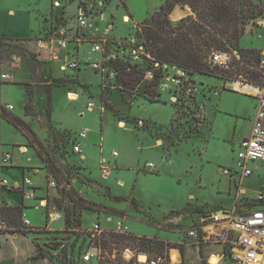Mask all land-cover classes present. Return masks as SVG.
I'll list each match as a JSON object with an SVG mask.
<instances>
[{"label": "rangeland", "instance_id": "obj_1", "mask_svg": "<svg viewBox=\"0 0 264 264\" xmlns=\"http://www.w3.org/2000/svg\"><path fill=\"white\" fill-rule=\"evenodd\" d=\"M128 1L133 15L127 6ZM253 1L257 3L256 0ZM56 2L59 5H55ZM163 3L164 0H0L2 8L26 14L20 26L26 27L28 33L32 28L36 31L38 29L36 12L46 11L40 17L41 26L37 37L25 40H33L31 44L35 47V54H30L37 62L34 65L38 67L33 81L40 85H50L51 99L49 101L43 98L41 87L44 86L27 83L30 93H26L23 112L26 123L34 132V136L27 132L29 145L35 149L36 154L39 151L42 154L45 152L43 157L50 162L47 164L46 178H52L57 190L49 191V198L54 199L56 208L64 214L65 219L62 229L57 228L58 224H47L30 233L41 257L54 259L59 264L61 259L57 250L60 248L54 250L57 245H62L61 249L64 251L84 245L83 235L76 232L78 228L65 226L66 217L73 213L78 216L80 225H88L96 214L103 221L106 219L105 215H111L114 225L124 220L129 229L128 234L179 244L166 239L167 236L172 237L174 234L180 239H187L185 234L192 229L190 227L208 225L211 222H207L204 217L209 214L217 216L218 212H228L232 207L233 195H228L229 177L223 173V169L229 168L234 158L228 142H239L248 133L250 121L239 119L237 115H228L227 110L242 115L250 113L249 98L233 93L241 88V85H236L237 82L255 86V80L237 74L188 75L178 87L169 88L156 84V97L151 99L147 89H144L142 79L134 90L128 91L124 88L120 74L114 80L106 72L113 68L109 61L125 57L126 50L134 42H138L140 23L153 14L156 6ZM79 7L87 13V26L77 36H72L71 32L69 37L73 40L78 37L86 57L95 61L98 55L87 51L89 42L99 41L102 46L103 68L106 69L104 72H93L88 68L80 73L71 69H68V73L60 72L58 65L64 55L56 49V44L53 43V52H48L46 45L40 47L38 44L39 40H49L54 27L59 24L64 23L73 30L76 8ZM123 18L130 21L124 23ZM244 28L240 42L248 48L243 49L263 50L264 48L257 47H264V22L257 17L250 20ZM13 40L15 38L4 35L0 37V45L17 47ZM227 50L233 55L232 63L240 60L236 51ZM15 52L20 54L23 50ZM239 65L244 63L240 62ZM242 67L247 69L248 64ZM230 70L234 71L235 68ZM5 72L10 73L8 70ZM75 75L77 78L71 79ZM68 93L78 94L79 99L70 102L74 100L68 98ZM88 93L96 103L95 114H98V119L79 122L77 116L84 111L82 106L90 100ZM54 95L57 99L54 98L52 106ZM11 96L20 103L19 93L13 95L11 92ZM17 105L18 110H21L20 105ZM25 106L29 107L28 115H25ZM47 108L50 112L53 110L52 118L46 114ZM8 113L13 114L11 111ZM142 120L141 128L138 122ZM101 121L105 138L104 156L110 162H103L98 168L81 165L69 150L74 131L85 128L84 126L102 128ZM121 121L126 123L125 127L130 131L117 129L116 124H123ZM67 126L72 129L69 130ZM146 137L157 150L136 149L138 145L142 147L147 144ZM90 138L95 140V135L91 134ZM113 149L120 155L117 164L128 169H118L117 166L109 169L108 180H103V167L113 168V160L109 155ZM30 157L32 162L37 163V158L32 153ZM61 160L64 164L60 163ZM147 161L155 164L158 174L157 170L144 168ZM118 180L125 182L124 188L118 185ZM261 183L262 180L255 177L250 181L248 191L255 194ZM195 202L207 206L193 207ZM180 214H188L189 217L185 215L183 222H167ZM29 217L33 224H38L43 219L41 210L32 212ZM106 227L112 228L111 225ZM0 232L10 233L2 223ZM173 250L176 249H168L167 253ZM140 255L144 254L130 246H120L119 250H110L108 247L102 253L100 262L115 264L119 258L128 262Z\"/></svg>", "mask_w": 264, "mask_h": 264}, {"label": "crops", "instance_id": "obj_2", "mask_svg": "<svg viewBox=\"0 0 264 264\" xmlns=\"http://www.w3.org/2000/svg\"><path fill=\"white\" fill-rule=\"evenodd\" d=\"M164 3H165V0H164ZM55 4H58V3L56 2ZM162 5L156 6L153 12L156 11ZM127 6L129 8V11L132 14L133 10L130 9L131 6H130L129 1L127 3ZM77 10L78 8H76V12ZM36 13L38 17H36L35 20H39L38 25H37L38 29L36 31L35 28H32L30 32L28 33L26 27L20 26V23L22 22L23 18L26 17V14H20V12L18 11L16 12L13 9L2 8L0 6V37L5 35V36L15 38L13 42L15 43V46H17V47H7V46L0 45V76L6 75L8 77L6 80H2L0 78V107L4 108L7 105H11L13 107V110L11 111L13 114H10V113L9 114L21 119L27 125L28 123H26V117L24 116V112H23L24 105L26 102L27 83L33 82L34 85L37 84L38 86L45 87V85H40L39 83L33 81V78H35V72L37 71L36 69H38V67L34 65V63H37V62L33 59V57L30 54H35L34 53L35 47L34 45L31 44L33 40L32 41L25 40L28 38L37 37L38 31L41 26L40 17L42 16L43 13H46V11L40 12L38 10ZM188 15H190V12L187 8L186 9L176 8L171 14V20L172 22H177L183 17H187ZM67 27H69L70 29L72 28L70 26H67ZM93 42L95 41L93 40L89 42V48H88L87 53L89 52L90 54L98 55V59L96 61L90 60L89 58L86 57L84 53V49L81 48L82 46L81 41H76L71 38L68 44H73L74 46L69 47L67 45L66 49H60L56 46V49L60 51L62 55H64L63 60L58 65L59 71L68 73V68L66 67L67 60L78 58L80 59L82 64H80L79 67L74 70L76 71V73L85 71V68H88L89 70H92L93 72H95L96 70H93L90 67V64L94 62H102V51L96 52V53L92 52ZM240 44L242 48H248L246 45H243L242 41L240 42ZM53 45L51 46L48 45L49 47L46 46L47 48L45 47L46 49H49L48 52H53V48H54ZM257 48L261 49L264 47H257ZM14 50L15 51L23 50V53L19 54L17 52L16 54ZM262 51H264V49L263 50L261 49V52ZM20 55H23V56L21 57ZM6 70L10 71L11 74L10 73L7 74V72H5ZM23 71L25 72V74H22ZM76 78H77L76 75L74 77H71V79L73 80ZM13 86H16L17 88L15 89ZM46 87H48V92L45 93V91L42 89L44 94L41 93L40 96L42 98V94H43V98L50 101L51 87L50 85H46ZM12 90H15V91H12ZM249 91L250 92H246V93H239V91L237 93H233V94H239L240 96H244L245 98L247 97L249 98V102L251 104V111L249 114L243 113L242 115L241 113L240 114L236 113L233 110H227L228 115H237L239 119H243V120L249 119L250 128L248 130V133L242 136V139L247 138L250 135L253 118L255 116L256 106L258 104L257 92L255 90L251 91V89H249ZM11 92L13 95L16 92L19 93L21 97L19 99L20 103L18 102L17 99H14V96H11ZM46 95H48L49 97L47 98ZM75 95L77 96V99L74 101L69 100L70 102H75L79 99V95L78 94H75ZM54 98L57 99L55 95L51 101L52 106H53L52 102ZM88 99L90 100L87 101L84 106H82V108H84V111L80 112L77 116L79 122H83V121L93 122L94 119H98V114H95V109L91 113H88L86 111V105L89 102H93L96 108V103L92 100L93 98L90 97L89 93H88ZM220 99L219 101H221ZM17 104L20 105L21 110H18ZM46 114L51 115V118H52L53 110L50 112V109L47 108ZM100 124L102 125L103 121H101ZM123 124H124L123 128H119L118 125L116 124L117 129L121 131H125V132L130 131L129 129H126L125 127L126 123L123 122ZM84 127L85 128H82L80 130L75 129L74 137L72 138V141L70 143V149H69L70 154L77 157L81 165L88 166L91 168H98L102 165L103 162L109 163L110 161L104 156L105 138L103 134V125H102V128H98V126L96 128L90 127L91 129L86 128V126ZM66 128H68L69 130L72 129L69 126H67ZM83 129H88L89 132L87 134V137L82 140L77 137V134ZM33 130H35V133L38 134L36 129L33 128ZM91 134L95 135V140L93 138H90ZM27 136H28L27 132L26 133L22 132L20 129L14 127L6 119L0 116V157L4 153H9L11 156V162H12L11 166H8V167L0 166V179H7L10 183H15V182H21L23 178H29L32 182V185L35 191L34 199H23L22 195L18 192H11V191H8V189L0 188V206L5 205V206L23 207L22 209L23 215L25 219H27L30 223V226L27 227L30 229V231H27L26 234H22L19 232L18 233L0 232V264H58L54 259L52 260L48 257H44V256L38 257L37 256L39 250L37 248V245L34 239L30 235L32 231H38L41 228V226H44L47 224H50V225L58 224L57 228L62 229L63 228L62 223L64 222L65 216L61 211H59L56 208L54 199L49 198L50 197L49 191L55 192L57 190V187L56 186L52 188L49 187V182L53 180H51L52 178L50 179L46 178L48 174L47 163L43 162L42 159L40 158V155L36 154L35 149L29 145V140ZM38 138L42 140L40 136H38ZM242 139L239 142H234V141L228 142L230 144L231 153L234 155V158L232 160V163L229 165V168H232L234 165L236 153L240 149V142L242 141ZM145 141L147 142V144H144V146L142 147L138 145L136 149L138 150L139 148H141V151L143 150L146 151V149L147 151H150L152 149L157 150L154 144L151 143V141L147 140V137L145 138ZM75 144L80 145V153L73 152L72 149ZM112 152H117V151L113 149L109 154L113 160V163H112L113 168H110V167L108 168L103 167V168L107 169V171L109 169H115L116 166L118 169L126 168L124 166L120 167L117 164L116 162L117 158L120 156L118 152H117L116 157H113ZM30 153H32L37 158V163L32 162L33 160L30 157ZM60 163L64 164L62 160L60 161ZM225 163L227 164V161H225ZM148 164H152L153 167L149 168ZM159 164L161 165L162 163H159ZM143 166L146 170H151V171L157 170L156 171L157 174L159 173L155 164H153L152 162L147 161ZM247 167L248 169L252 171L250 176L244 177L241 179H239L236 176H231L228 179V189H229L228 195L229 196L233 195L232 207L229 211L234 210V209L236 211H240V210H243L244 208H247V205H246L248 204L247 201H250L251 199H253L254 196L259 191L264 190V162H261V161L248 162ZM255 177L260 178L262 180V183L259 186V190L255 194H252L248 191V188H249L250 181L253 180ZM108 178L103 176L102 179L108 180ZM124 183L125 182H121L118 180V185L119 186L122 185L120 186L122 188L125 187ZM231 186L235 187V189H232ZM232 191H233V194H232ZM191 199L193 198L191 197ZM201 206H207V204L198 205L195 202L193 207H201ZM38 210H41L43 219L40 223L33 224L31 218L29 217V214H32V212L34 213L38 212ZM54 210L61 212L62 218L58 221L48 222L47 213L48 211H54ZM185 215L189 217L188 214H184V215L180 214L177 217H174V218L172 217V219L167 220V222L168 223L170 222L172 224L183 222ZM95 216L96 217L93 220L91 221H89V219L87 220L89 221L88 225H84L82 223L81 228H78L76 230L77 233L83 235L84 239L82 240L84 241V245L82 246L78 245L76 248H74V250L72 249L65 250L66 259L68 258L77 259L78 264H80L79 257L81 255V252L86 249V246H88V239L87 237H85V231L90 229L94 223H98L101 229L103 230H113L114 229V222L111 219V215H105L106 219L104 221L98 219V214H96ZM204 218L207 219V216ZM199 219L201 220L202 218H199ZM118 222H121L128 229V226L124 222V220L118 221ZM108 225H111L112 228L106 227ZM65 226H67L66 222H65ZM204 230L208 234L207 237L209 238L210 234L214 232L215 227L213 225H209V226L206 225ZM134 232L138 233V231L136 230ZM185 236L187 237L186 234ZM166 239L172 242L179 243V244L173 243V245H176L177 248H172V249H176L173 251L177 252L176 261H173L171 258V253H168V258L170 259L171 264H181V263L182 264H231V260L227 255L226 249L221 243H215V242L208 241L207 238L202 240L200 243H197L196 241H194L193 238L187 237V239H180L178 235H174V234L172 235V237L167 236ZM180 246H183L182 253L179 250ZM94 264H96V262ZM133 264H144V262L140 263L138 260H133Z\"/></svg>", "mask_w": 264, "mask_h": 264}, {"label": "trees", "instance_id": "obj_3", "mask_svg": "<svg viewBox=\"0 0 264 264\" xmlns=\"http://www.w3.org/2000/svg\"><path fill=\"white\" fill-rule=\"evenodd\" d=\"M256 2L253 0H165L162 6L140 23L137 40L159 65L175 66L191 76L196 74L215 76L214 74L217 73L223 74L222 76L227 74L228 76L230 74L243 75L245 78L255 80L257 85H263L264 78L258 69L261 51L240 47V38L244 34L245 25L252 19L260 18L262 14L261 0H256ZM177 7L188 8L192 15L183 17L176 23L172 22L170 15ZM59 26L66 25L64 23L59 24L54 27V30ZM227 49H233L240 57L239 61H235L230 65V68L233 67L235 70L229 71L230 68L211 70L208 65L211 53L228 51ZM123 62L128 65H124ZM240 62L244 63L242 66L248 64L247 69L240 66ZM109 63L113 66L111 69L121 75L124 88L128 91L134 90L142 76L139 71L130 66L128 56L125 55V57L117 61H109ZM142 67L150 68V65L145 63L142 64ZM158 75L159 73L156 74L157 77ZM156 84H158L157 81L153 84L144 83V89H147L151 99L156 97L154 91ZM41 89L45 93L48 92L46 86L41 87ZM26 93H30L28 85L26 86ZM27 110H29V107L25 106L26 115L29 114ZM0 116L22 132H28L29 135L34 136L24 121L10 115L3 107H0ZM34 140L36 141L35 138ZM39 146L43 151L40 143ZM38 154L43 162L50 163L47 160L45 161L43 157L45 152L42 154L39 151ZM247 203V208L252 207L249 201ZM22 209L21 206L1 205L0 226L1 223L4 224L10 233L20 232L26 234L27 231H30L22 223ZM65 222L69 227L81 228L78 216L74 213L72 216L68 215ZM92 243L98 245L102 253L108 247L110 250H119L120 246H130L136 248L138 253L149 256L165 254L168 257L167 250L177 248L176 245L170 242L131 234H118L113 231H105L100 236H96ZM61 246L57 245L54 250L60 248L57 253L60 255L61 264H67L66 254ZM179 250L182 253L183 246H180ZM37 256L41 257L40 251ZM115 262V264H133V261L124 262L121 258Z\"/></svg>", "mask_w": 264, "mask_h": 264}, {"label": "built area", "instance_id": "obj_4", "mask_svg": "<svg viewBox=\"0 0 264 264\" xmlns=\"http://www.w3.org/2000/svg\"><path fill=\"white\" fill-rule=\"evenodd\" d=\"M262 2V14L259 18L261 22H264V0ZM59 5V4H55ZM75 26L71 30L67 26H59L54 30L52 37L46 42L39 40L40 47L44 45H53L60 49H66L68 42L70 41L69 34L72 32V36H77L80 31H83L87 26L88 18L86 11L79 7L75 14ZM80 41L78 37L75 39ZM49 47V46H48ZM102 46L99 41H95L92 44V52H101ZM129 64L136 71H139L142 76V82L146 84L157 83L162 86H168L174 88L180 86V83L187 78V73L183 70L170 65H159L153 58L145 51L144 46L141 43L134 42L131 47L126 50ZM236 58L238 55L234 54ZM149 61V62H148ZM233 61V55L228 51H216L212 52L209 57V68L211 70L215 68L229 69ZM150 65V68L142 67V64ZM148 63V64H147ZM82 64L80 59L74 58L67 60L66 67L71 70H75ZM93 70L104 72L102 62H94L90 64ZM258 69L264 78V51L261 52L259 58ZM108 77L116 80L118 73L114 69H107ZM159 73L158 77L156 74ZM2 80H6V75H1ZM235 84V83H234ZM236 84L242 83L237 82ZM253 90L257 92L258 104L256 106L255 116L253 118L252 128L250 135L247 138H243L240 142V149L236 153L234 165L232 168H224L223 173L228 177L236 176L239 179L248 177L252 171L248 169V162L261 161L264 162V84L263 85H249ZM250 92V91H249ZM5 110L12 111L13 107L7 105ZM95 109V104L89 102L86 105V111L91 113ZM139 127H143V122H138ZM89 130L83 129L77 134L79 139H85ZM74 153H80V145L75 144L73 146ZM113 157L117 156V152H112ZM11 156L9 153H4L0 157V166H11ZM149 168H152V164H148ZM109 175L107 169L103 168V176ZM55 182L50 181L49 187H55ZM0 188L8 189L11 192H18L22 195L23 199H34L35 191L32 182L29 178H23L21 182L10 183L7 179H0ZM252 204L250 208H244L243 210L236 211H220L217 213L218 217L214 215H207V222L211 221V225L215 227L213 233L208 234L204 230L206 225H200L199 227H192L188 231L187 236L193 238L194 241L200 243L207 238L208 241L221 243L227 252L228 257L231 260V264H264V190L259 191L253 199L249 201ZM212 217V218H210ZM62 218L61 212L54 210L48 211V222L58 221ZM22 223L25 227H29L30 223L22 217ZM209 223V224H210ZM208 224V225H209ZM207 225V226H208ZM105 231H113L118 234H128L127 228L121 223L117 222L114 225L113 230H103L98 223H94L90 229L85 231V237L88 239V246L81 252L79 257L80 264H101V248L98 245L92 243L96 236H100ZM144 264H171L170 259L165 254L159 255H147ZM141 256V255H140ZM130 259V261L138 260L139 257ZM95 261V262H94ZM67 264H78L77 259H67Z\"/></svg>", "mask_w": 264, "mask_h": 264}, {"label": "bare ground", "instance_id": "obj_5", "mask_svg": "<svg viewBox=\"0 0 264 264\" xmlns=\"http://www.w3.org/2000/svg\"><path fill=\"white\" fill-rule=\"evenodd\" d=\"M123 22L124 23H128V18H123ZM237 86H240V84H236ZM244 85V84H243ZM241 88L240 89H238V91L240 92V93H246V92H249V89H251V91H253V89L250 87V86H248V85H244V86H240ZM76 95L75 94H72V93H69L68 94V98L70 99V100H75L76 99ZM120 128L121 127H123V124L122 123H120L119 125H118ZM120 186H122V185H120ZM215 217H218L219 218V216L217 215V216H215ZM177 252H175V251H172L171 252V258H172V260L173 261H176L177 260V254H176Z\"/></svg>", "mask_w": 264, "mask_h": 264}, {"label": "water", "instance_id": "obj_6", "mask_svg": "<svg viewBox=\"0 0 264 264\" xmlns=\"http://www.w3.org/2000/svg\"><path fill=\"white\" fill-rule=\"evenodd\" d=\"M145 260H146V256H145V255H141V256L139 257V259H138V261H139L140 263L145 262Z\"/></svg>", "mask_w": 264, "mask_h": 264}]
</instances>
